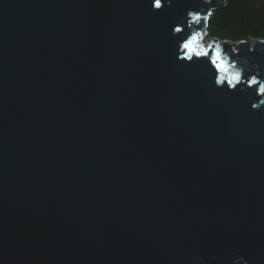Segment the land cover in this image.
<instances>
[{
	"label": "water",
	"instance_id": "95a60500",
	"mask_svg": "<svg viewBox=\"0 0 264 264\" xmlns=\"http://www.w3.org/2000/svg\"><path fill=\"white\" fill-rule=\"evenodd\" d=\"M224 4L0 0V264H264V106L181 48Z\"/></svg>",
	"mask_w": 264,
	"mask_h": 264
},
{
	"label": "clouds",
	"instance_id": "9594fccd",
	"mask_svg": "<svg viewBox=\"0 0 264 264\" xmlns=\"http://www.w3.org/2000/svg\"><path fill=\"white\" fill-rule=\"evenodd\" d=\"M171 4V0H151V8L153 11L159 10L164 6ZM210 15V13H209ZM209 15H201L200 13L188 10L186 12L188 26L192 27L193 24H197L200 19H203V28L193 30L191 35L182 43L181 48L185 51V59L192 60V57H208L210 61L211 69H214V75L209 72L212 83L216 88L226 89L231 92L239 87V91L244 92L246 90H253L255 96L258 98L251 103L252 110H260L264 106V71L255 64L249 63L248 59H237L235 54L237 52L236 46H233L231 53L225 51L223 44L230 43L229 41L208 40L204 42V37L208 35L207 21ZM181 26L176 25L172 28V33L180 32ZM239 43H247V41H239ZM259 43L264 44V40H260ZM211 50V55L209 51ZM253 48L249 49L251 52ZM264 52V48L260 49ZM226 85V87H225ZM261 121L264 122V116L261 117ZM199 264H204V258L199 257ZM212 260H216V257H211ZM232 264H248L243 256H237L233 259Z\"/></svg>",
	"mask_w": 264,
	"mask_h": 264
},
{
	"label": "trees",
	"instance_id": "16d2710c",
	"mask_svg": "<svg viewBox=\"0 0 264 264\" xmlns=\"http://www.w3.org/2000/svg\"><path fill=\"white\" fill-rule=\"evenodd\" d=\"M207 24V36L219 41L264 40V0H226Z\"/></svg>",
	"mask_w": 264,
	"mask_h": 264
},
{
	"label": "rangeland",
	"instance_id": "374dc122",
	"mask_svg": "<svg viewBox=\"0 0 264 264\" xmlns=\"http://www.w3.org/2000/svg\"><path fill=\"white\" fill-rule=\"evenodd\" d=\"M225 2H226V0H225ZM236 48H237V46H236Z\"/></svg>",
	"mask_w": 264,
	"mask_h": 264
}]
</instances>
